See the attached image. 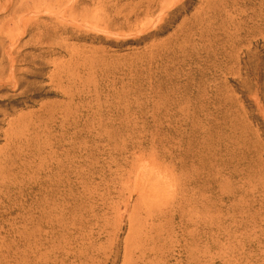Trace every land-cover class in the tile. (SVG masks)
<instances>
[{
	"label": "rangeland",
	"instance_id": "obj_1",
	"mask_svg": "<svg viewBox=\"0 0 264 264\" xmlns=\"http://www.w3.org/2000/svg\"><path fill=\"white\" fill-rule=\"evenodd\" d=\"M0 264H264V0H0Z\"/></svg>",
	"mask_w": 264,
	"mask_h": 264
}]
</instances>
